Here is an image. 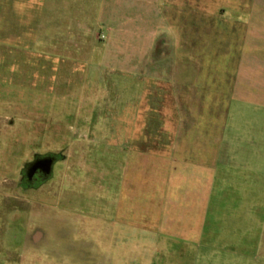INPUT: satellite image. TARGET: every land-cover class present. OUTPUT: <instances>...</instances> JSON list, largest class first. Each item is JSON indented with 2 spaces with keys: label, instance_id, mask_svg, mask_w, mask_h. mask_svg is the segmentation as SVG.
<instances>
[{
  "label": "rangeland",
  "instance_id": "rangeland-1",
  "mask_svg": "<svg viewBox=\"0 0 264 264\" xmlns=\"http://www.w3.org/2000/svg\"><path fill=\"white\" fill-rule=\"evenodd\" d=\"M115 24L38 44L0 26V264H264L237 39L216 20L192 54L134 53L149 39Z\"/></svg>",
  "mask_w": 264,
  "mask_h": 264
},
{
  "label": "crops",
  "instance_id": "crops-1",
  "mask_svg": "<svg viewBox=\"0 0 264 264\" xmlns=\"http://www.w3.org/2000/svg\"><path fill=\"white\" fill-rule=\"evenodd\" d=\"M216 4L225 7L224 13L217 17ZM216 20L223 22L224 38L237 39V52L242 55L236 82L239 94L235 100L253 107L247 110V117L258 121L257 129H239L241 135H248L241 137L249 150L242 157L249 164H264V0H0V26L6 32L5 37L35 38V44L40 38H55V30L61 31L57 34L59 38L82 37L81 32L91 23L94 28L105 25L111 35L117 29L111 28L117 26L115 23H127V37L149 39L147 43L135 42L134 53L151 52L161 38H174L176 46L182 48L183 40L188 38L192 54L193 47L197 50L201 33L208 36L217 31L212 24ZM71 23H79V33H71ZM14 48L26 51L16 45ZM191 58L193 61V55ZM249 59L258 65L254 77L249 63L242 64ZM249 134L254 135L253 141Z\"/></svg>",
  "mask_w": 264,
  "mask_h": 264
}]
</instances>
